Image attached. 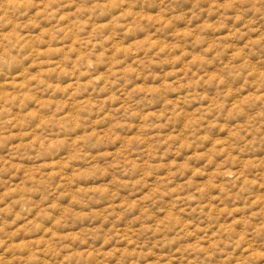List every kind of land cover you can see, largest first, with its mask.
Returning <instances> with one entry per match:
<instances>
[{
	"label": "rangeland",
	"instance_id": "obj_1",
	"mask_svg": "<svg viewBox=\"0 0 264 264\" xmlns=\"http://www.w3.org/2000/svg\"><path fill=\"white\" fill-rule=\"evenodd\" d=\"M0 264H264V0H0Z\"/></svg>",
	"mask_w": 264,
	"mask_h": 264
}]
</instances>
